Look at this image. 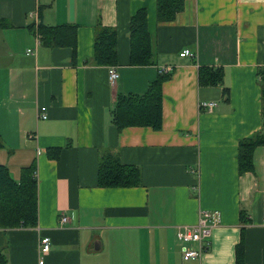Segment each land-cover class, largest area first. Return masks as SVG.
<instances>
[{"label":"crops","instance_id":"1","mask_svg":"<svg viewBox=\"0 0 264 264\" xmlns=\"http://www.w3.org/2000/svg\"><path fill=\"white\" fill-rule=\"evenodd\" d=\"M141 8L152 64L130 65L129 21ZM0 17L10 24L0 29V164L19 180L34 161L37 179V225L0 227V264H236L240 239L244 264H264V145L251 172L240 175L236 158L238 141L262 127L264 0H185L164 22L156 0H0ZM39 21L77 26L74 62L68 47L38 42L29 26ZM98 22L117 32L112 84L110 66L91 62ZM185 48L194 57L180 56ZM167 65L162 128L118 131L117 94L144 93ZM201 65L221 66L222 83L200 86ZM104 151L137 166L140 184L98 186ZM199 210L217 211L219 222L201 259L184 261L177 228L196 223ZM42 236L50 250L40 263Z\"/></svg>","mask_w":264,"mask_h":264},{"label":"trees","instance_id":"2","mask_svg":"<svg viewBox=\"0 0 264 264\" xmlns=\"http://www.w3.org/2000/svg\"><path fill=\"white\" fill-rule=\"evenodd\" d=\"M185 0H156V17L159 22L171 21L182 10ZM9 22L0 17V29L9 27ZM35 35L39 34L40 43L46 47H68L72 51L74 62L77 52V26L74 24L47 25L39 21L29 26ZM129 64H152L150 36L147 28L146 9H138L129 21ZM117 32L114 28L96 24L91 62L95 65L112 66L117 64ZM260 76L262 96L261 131L250 137L241 138L237 145V168L240 175L253 171V153L259 145H264V69ZM224 71L221 66L198 67L200 86L218 85L223 81ZM171 77V72L158 74L148 83L144 93H118L112 109V123L118 131L126 127L162 128V85ZM228 88H224L227 95ZM0 139V147H2ZM47 156L56 158L60 148L47 149ZM35 162L20 170L19 180H14L6 165L0 164V227L8 230L18 227L37 225V179L34 175ZM140 170L135 165L123 164L119 158L104 151L97 168V185L100 187H132L140 184ZM240 221L248 222L244 210L240 211ZM236 264H244V245L240 239L235 247ZM0 261L4 256L0 252Z\"/></svg>","mask_w":264,"mask_h":264},{"label":"built area","instance_id":"3","mask_svg":"<svg viewBox=\"0 0 264 264\" xmlns=\"http://www.w3.org/2000/svg\"><path fill=\"white\" fill-rule=\"evenodd\" d=\"M36 25V24H35ZM39 40V34L35 35ZM30 52V49L27 50ZM180 56H189L194 57V52L189 48H185L179 54ZM172 71V67L161 66L158 68L159 74H165ZM118 78V72L114 66L108 67V80L112 84ZM216 105L213 101H200L198 103L199 108H204L207 110H211ZM45 108H41V112L39 113V118H45ZM194 172L195 170H191ZM35 175V171H34ZM68 220V218L64 215H61L59 221L64 223ZM262 221L264 222V216L262 217ZM219 222V214L217 211L211 210H199L197 222L194 224H186L181 225L177 228L176 237L180 242V250L182 254V259L184 261H199L204 252L208 249L207 239L211 235L212 228ZM39 255H40V263L42 262L43 256L50 250V238L47 236H42L39 239ZM192 244H196L197 247H193Z\"/></svg>","mask_w":264,"mask_h":264},{"label":"water","instance_id":"4","mask_svg":"<svg viewBox=\"0 0 264 264\" xmlns=\"http://www.w3.org/2000/svg\"><path fill=\"white\" fill-rule=\"evenodd\" d=\"M99 247V246H98Z\"/></svg>","mask_w":264,"mask_h":264}]
</instances>
